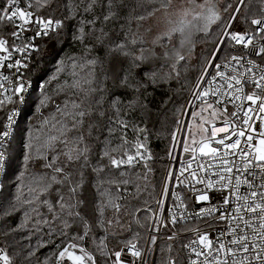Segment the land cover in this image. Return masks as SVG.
I'll return each mask as SVG.
<instances>
[{
	"label": "snow or ice",
	"instance_id": "6c2138e0",
	"mask_svg": "<svg viewBox=\"0 0 264 264\" xmlns=\"http://www.w3.org/2000/svg\"><path fill=\"white\" fill-rule=\"evenodd\" d=\"M21 3L22 0H7L6 6L0 9V23L15 29L11 32L13 41L21 40L32 26L37 29L35 37L47 36L62 27L61 20L38 16L32 10L33 0H26L24 7L20 6ZM49 3L50 0H35L38 9L48 7ZM81 3L85 5V13L93 12L98 4L106 8L105 22L117 15L113 11L116 0H81ZM173 3L174 0H160V6L150 11L148 18L155 17L158 12L169 17L175 15ZM244 3L245 0H236L235 7L228 5V9L234 7V11L223 25L214 51L200 70L191 92L192 99L181 112L182 116H188L190 112L193 123L185 128L187 121H176L168 158L178 166L168 167L158 195L150 179L153 157L144 142L146 130L136 129L137 139L129 141V123L118 98L112 101L114 114L109 117L104 111H96L95 106L101 101L89 99L95 91L90 87V80L75 79L69 85L85 98L70 99L63 108H57L58 116L53 117L47 139L37 155L25 157L26 162H38L41 171L31 173L28 192L21 190L15 197L22 208L31 210L25 211V224L32 222L35 232H41L47 226V235L56 248L54 257L45 258L49 264L53 259L55 264H98L96 254L88 251L82 243L92 231V222L81 211L88 172L94 178V217L98 226L122 225V217H130L129 230L131 223H135L139 228L159 233L161 228L169 225L175 229L178 224L197 221L200 222L197 227H185L167 237L173 240L180 231L192 237L181 246V251L186 253V264H264V66L239 55H226L223 62L216 63L228 40L249 49L255 47L259 39L261 46L256 55L264 59V9L258 18L250 20L251 33L231 31ZM181 14L184 18L191 16L192 20L168 19L173 26L162 37L169 40L181 37L178 44L173 45V50L186 49L191 44L193 29L208 33L212 25L223 20L218 0H181ZM98 19L86 23L94 28ZM193 21L204 23L200 26ZM79 31L83 34L84 28ZM77 38L83 39V35ZM31 50H35L32 40L10 46L9 40L0 36V67L11 61L15 53H20V59L6 63L7 68H15L20 73L21 68L28 66L24 61ZM175 56L177 62L185 60L179 50L175 51ZM88 63L94 64L95 61ZM213 68L214 72L211 71ZM21 77L22 73L10 83L13 84L12 96L23 103L22 93L26 89ZM2 79L9 80L8 76ZM248 85L252 87L251 92L246 91ZM3 87L0 84V88ZM12 96L6 99L11 101ZM3 104L4 100L0 99V105ZM229 105L235 110L229 112ZM193 107L198 110L191 111ZM15 115L14 110L7 117L9 128ZM96 115L106 123H88L85 129V120ZM217 123L222 126L218 127ZM182 129L187 135H181ZM9 134V131L0 132V171L7 161L3 149ZM178 146L180 152L176 151ZM97 147L100 148L99 158L94 160ZM141 167L143 171H137ZM24 175L21 173V177ZM213 193L220 195L218 202H212ZM53 194L54 199L45 198ZM44 207L47 208L46 215L42 212ZM145 213L148 215L141 221ZM77 223L84 231L64 242ZM57 236L60 237L59 243L55 239ZM139 237L137 232L136 242L129 240L124 248L108 251L106 233L97 238L96 251L104 258L105 264H137L143 259ZM157 240V235H150L148 242L155 245ZM41 246L47 245L42 243ZM125 249L135 258L133 261L122 259ZM35 255L36 251L29 250L25 260L30 262ZM0 264H13L5 250H0ZM165 264H180V260L169 256Z\"/></svg>",
	"mask_w": 264,
	"mask_h": 264
},
{
	"label": "trees",
	"instance_id": "16d2710c",
	"mask_svg": "<svg viewBox=\"0 0 264 264\" xmlns=\"http://www.w3.org/2000/svg\"><path fill=\"white\" fill-rule=\"evenodd\" d=\"M25 3L26 0H22V4ZM33 3L32 10L38 16L61 20L62 27L39 39L38 48L29 59L25 75L30 81V88L19 106L14 134L7 145L8 160L0 193V246L7 251L13 264H49L45 258H52L56 254L55 244L47 235V226L41 232H35L32 222L25 224V211L31 210L22 208L15 197L21 190L27 193L31 183L30 174L41 171L38 162H26L25 157L37 155L47 139L53 117L58 116L57 108H63L70 99L85 98L84 94L69 88V85L75 79L90 80V87L95 91L89 99L101 101L99 106H95L96 111H104L109 117L114 114L112 101L118 98L122 102L121 111L129 123V141L137 139L136 129L146 130L144 142L153 157L150 161L153 169L150 179L158 195L168 165L171 133L176 130V121L179 120L194 78L230 12L226 8L229 4L234 5L235 0H222L218 4L223 20L212 25L208 33L193 29L191 44L186 49H176L185 56V60L179 62L172 46L177 36L171 40L162 37L173 26L168 23V19L181 18L180 10L173 9L178 13L175 12L171 17L158 12L155 17L148 18V13L160 6V0H116L117 6L113 11L117 15L107 22L103 16L108 10L99 4L93 12L85 13V5L81 0H50L49 6L42 9L35 6V0ZM178 4L181 5V0H174L172 7ZM261 9H264V0H245L238 22L246 28L251 18L262 14ZM97 17L99 19L94 28L86 23ZM81 27L84 28L83 34L79 31ZM238 27L235 24L234 28ZM81 35L83 39H78ZM89 61L95 63L89 64ZM73 73L76 75L73 76ZM18 105L16 98L0 105V123L8 111ZM95 122L106 123L99 115L91 116L85 120V129L88 123ZM84 135L87 136L86 130ZM99 153L100 148L97 147L94 160L99 158ZM137 171H143V167ZM21 173L25 175L21 177ZM93 180L88 172L81 197L84 200L81 211L92 222V231L82 243L88 251L96 254L98 264H105L104 258L96 251L98 237L107 233V250H119L129 240L136 242L137 232L140 233L141 245L145 228L131 223L129 230L130 217H122V225H113L111 228L98 226L94 217ZM45 198L54 199L55 194ZM152 203L154 207V201ZM42 212L46 215L47 208L44 207ZM147 215H142L141 221ZM83 231V226L77 223L64 242ZM55 239L57 243L60 242L59 236ZM42 243L47 246H41ZM181 245L182 240L179 239L160 241L154 264H165L176 251L181 255ZM29 250L36 251V255L27 262L25 255ZM50 264H55L54 259Z\"/></svg>",
	"mask_w": 264,
	"mask_h": 264
},
{
	"label": "built area",
	"instance_id": "2783aa9c",
	"mask_svg": "<svg viewBox=\"0 0 264 264\" xmlns=\"http://www.w3.org/2000/svg\"><path fill=\"white\" fill-rule=\"evenodd\" d=\"M6 3H7V0H0V9L4 8L6 6ZM20 6L21 7H24L25 4H22L21 3ZM233 11H234V8L226 16V19L224 21V24H226L228 22L229 16L231 15V13ZM259 16H256L254 18H258ZM237 18H238V15H237ZM237 18L235 19V21L232 24V27H231V31L232 32H239V33L249 32V33H251L253 31L252 26L249 29H246V28H243V27L240 28V29H244V30L235 29L234 27H235V24L237 22ZM249 23H250V20H249ZM222 29H223V27H222ZM14 30L15 29L11 25H6L5 23H0V36L8 39L10 46L13 43H15L16 45H19L23 41L32 40V43L35 45V50H31L27 54V59L24 61L26 64H28L29 59H30L31 55L33 54V52L37 50L39 39L44 38V37H47L50 34L56 32V31L50 32L49 35H47V36L35 37V32L37 31V29L35 28V26H32L31 27V30H29V31H27V32H25L23 34V37H22L21 40L13 41V38L11 36V32L14 31ZM220 34H221V32H220ZM220 34H219V36H220ZM33 37H35V38L32 39ZM218 37H217L216 41L214 42V44L212 45L211 49L209 50L208 54L206 55L205 60L208 59L210 57V55L212 54V52L214 51L215 44L218 42ZM260 46H261V42L259 41V39H257V43H256L255 47L249 48V49H244L241 46L234 45V43L232 41L228 40V41H226L224 43L223 47L221 48L219 57L216 59V63L223 62L224 57L226 55L227 56L239 55V56H244L246 59L252 60L254 63H257V64H260V65L264 66V59H262L260 56H257L256 55V52L258 51V49H259ZM20 58H21V54L20 53H15L13 55V57H12V60L11 61H8V62H13L14 63V60L15 59H20ZM205 60H204V62H205ZM8 62H5V66L4 67H0V84H2L4 86L3 88H0V94H2V95H0V99L4 100V103H6L8 101L6 99L7 97L12 96L11 89H12L13 84L10 83V82H15L17 80V77L20 76V73H22L21 80H22V82H23V84L25 86V89H26V91L24 93H22V95H23L24 98H25L26 92L30 88V81L28 80V78L25 75L27 68H21L20 69V73H17L16 70H15V68L9 69V68L6 67V63H8ZM204 62L202 64V67L200 68V70L204 67ZM200 70L198 71L196 77L194 78V81H193V83L191 85V88H190V90L188 92V95L186 97V100L184 102L183 108H184L185 105H187L188 101L192 99L191 92L193 91V86L195 85V83L197 81V77L200 74ZM211 71L214 72L215 69L213 68V69H211ZM3 76H8L9 80L8 81L3 80L2 79ZM5 89H7V91H5ZM246 91H248V92H251L252 91L251 85L246 86ZM12 98H16V97L15 96H12ZM17 101L19 102L18 107L11 108L8 111L7 115L5 116L3 122L0 123V132H3V131H9L10 132L9 136L6 138L5 146H4V149H3V150L6 151L7 160H8L7 145L10 142V140L12 139V137H13L15 124H16V121H17V118H18V114H19V106L21 104V101L19 99H17ZM197 105H198V102H197ZM183 108H182V111H183ZM14 110L16 112V115L13 117V123L11 124V126L9 128L7 117ZM234 110L235 109L232 108L231 105L228 106V111L229 112L234 111ZM189 115H190V112H189ZM189 115L188 116H182L180 114L179 120L184 121V119L186 118L187 119L186 121L188 122ZM217 126L219 127V126H222V125L220 123H217ZM184 134H185V131L183 129L181 135H184ZM176 151L177 152H180L181 151V148L178 146L176 148ZM6 163H7V161H6ZM170 165L173 166V167L178 166L175 161H170L168 159V167ZM168 167H167V169H168ZM5 169H6V164L4 166V169L2 171H0V193H1V190H2V180H3V177H4ZM219 200H220V195L218 193H213V200H212V202L215 203V202H218ZM169 203H171V201H169ZM0 209H1V199H0ZM198 224H200V222L191 221L187 225L178 224L175 229H173L172 226L169 225L168 228H161L160 231H159V233H153V232L150 231V229L145 228L144 231H143V233L145 234V238L143 239V242L141 243V245H139V247H140V249H141V251L143 253V259H142V261L137 262V264H154V259H155V254H156L157 246H158V243L160 241H171V240H168L167 237L169 235H171L173 231H179V230H181V229H183L185 227L186 228H195V227H197ZM150 235H157L158 236V240H157V243L155 245H151L148 242ZM191 238L192 237L190 235H186L183 231H180V234L176 238H174L173 240H176V239L182 240V244H184V243H186ZM121 248H124V246H122ZM0 250H3V248L1 246H0ZM171 257H177L180 260V264H186V253L185 252H182L181 251V255H178L177 254V251H176V252H174V255H171ZM122 259L125 262H131L135 258L132 257L127 252V249H125L124 250V254L122 256Z\"/></svg>",
	"mask_w": 264,
	"mask_h": 264
},
{
	"label": "rangeland",
	"instance_id": "374dc122",
	"mask_svg": "<svg viewBox=\"0 0 264 264\" xmlns=\"http://www.w3.org/2000/svg\"><path fill=\"white\" fill-rule=\"evenodd\" d=\"M236 1V0H235ZM220 2H222V0H218V4L220 5L221 3ZM234 7L236 6V2L234 3V5H233ZM233 7V8H234ZM173 9L174 10H180V11H178V12H181V5L180 4H178V6L177 7H173ZM226 9H228V6H227V8ZM232 9H228V12L229 11H231ZM243 10H244V5L243 6H241V10H240V12H239V14H238V18H237V22H236V25L238 24V29L239 30H244V29H240L241 27H243V24H240L239 22H238V20H239V18H240V14L243 12ZM176 13H178L177 11H175ZM182 15V14H181ZM223 15H225V14H223ZM158 17V16H157ZM154 19H156V18H154ZM158 19V18H157ZM179 19H185L186 20V22L188 21V20H192V17L191 16H188L187 18H184L183 16H181V18H179ZM252 19V18H251ZM250 19V20H251ZM193 23L194 24H197V25H200V26H202L203 25V21H193ZM240 24V25H239ZM248 25H247V27H246V29H249V27H251V24L249 23V21H248V23H247ZM224 25V24H223ZM244 26H245V24H244ZM160 27H162V25H160ZM159 27V28H160ZM243 28H245V27H243ZM222 30V29H221ZM221 32V31H220ZM220 34V33H219ZM219 36V35H218ZM179 39H180V37L179 36H177L176 38H175V43L174 44H178V41H179ZM217 39V38H216ZM203 42V41H202ZM173 44V45H174ZM172 45V46H173ZM196 110H198L197 109V107H193L192 109H191V111H196ZM181 114V113H180ZM187 119L185 118L184 119V121H186ZM193 123V121L191 120V115H189V118H188V122H187V125H185V128H187L188 127V125H191ZM182 131H183V129L181 130V133H182ZM185 131V130H184ZM192 131L193 132H195L196 131V129L195 128H193L192 129ZM184 135H187V132L185 131V134ZM198 138V137H197ZM167 167H168V165H167ZM166 171H167V169H166Z\"/></svg>",
	"mask_w": 264,
	"mask_h": 264
}]
</instances>
